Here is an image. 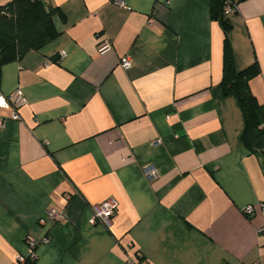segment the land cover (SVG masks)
Returning a JSON list of instances; mask_svg holds the SVG:
<instances>
[{"label":"crops","instance_id":"0c3cea01","mask_svg":"<svg viewBox=\"0 0 264 264\" xmlns=\"http://www.w3.org/2000/svg\"><path fill=\"white\" fill-rule=\"evenodd\" d=\"M210 1L51 0L58 36L2 67L0 93L22 89L26 103L19 120L0 111V264L32 250L27 264H264V148L244 145L221 87ZM226 17L264 104V0ZM108 199L110 225L91 224ZM52 208L64 220L40 224Z\"/></svg>","mask_w":264,"mask_h":264},{"label":"trees","instance_id":"16d2710c","mask_svg":"<svg viewBox=\"0 0 264 264\" xmlns=\"http://www.w3.org/2000/svg\"><path fill=\"white\" fill-rule=\"evenodd\" d=\"M227 1H210L211 18L224 32L221 87L226 95L236 96L245 119L243 143L257 151L264 148V104L253 94L250 81L260 74V66L254 62L237 69L229 39L232 26L226 17ZM55 13L61 10L41 0H10L0 4V80L3 65L20 60L30 50H38L58 36L53 21Z\"/></svg>","mask_w":264,"mask_h":264},{"label":"built area","instance_id":"2783aa9c","mask_svg":"<svg viewBox=\"0 0 264 264\" xmlns=\"http://www.w3.org/2000/svg\"><path fill=\"white\" fill-rule=\"evenodd\" d=\"M45 3H50L51 0H41ZM238 0H228L226 5V12L235 11L237 9ZM111 48V44L109 40H103L98 45L99 52H105ZM120 64L122 67L128 69L132 66V58L130 55L123 56L120 59ZM26 103V96L22 89H17L13 93L9 95H4L0 93V111L1 110H9L11 112V117L14 120H19L20 116L18 113V108H20L23 104ZM2 118L0 117V123ZM156 144H159L157 142ZM146 173L149 177L154 175V171L151 168H146ZM118 202L115 199H108L101 204L92 206V214L89 219L91 224L103 223L105 225H110L113 218L117 213ZM262 212L264 214V202L261 203ZM253 210L252 205H248L245 207V211L247 213H251ZM65 215L62 211L52 208L46 211L45 215H43L39 219V223L42 225H54L62 220H64ZM48 237L44 238V241H47ZM30 245L33 247L35 245L34 239L29 240ZM36 259V254L32 250L29 255L20 254L16 258L15 264H27L29 262H33Z\"/></svg>","mask_w":264,"mask_h":264}]
</instances>
